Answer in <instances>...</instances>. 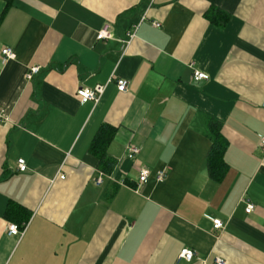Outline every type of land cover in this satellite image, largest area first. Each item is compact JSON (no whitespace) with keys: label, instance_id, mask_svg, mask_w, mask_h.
I'll return each instance as SVG.
<instances>
[{"label":"crops","instance_id":"0c3cea01","mask_svg":"<svg viewBox=\"0 0 264 264\" xmlns=\"http://www.w3.org/2000/svg\"><path fill=\"white\" fill-rule=\"evenodd\" d=\"M4 47L16 58L3 62ZM99 84L83 103L78 89ZM104 124L116 127L110 172L90 151ZM263 136L264 0H0V264H264ZM9 203L29 213L21 236Z\"/></svg>","mask_w":264,"mask_h":264},{"label":"built area","instance_id":"2783aa9c","mask_svg":"<svg viewBox=\"0 0 264 264\" xmlns=\"http://www.w3.org/2000/svg\"><path fill=\"white\" fill-rule=\"evenodd\" d=\"M154 25L159 26L160 23L154 22ZM111 28H112L111 23H106L104 27L98 32L97 38L99 40H105V39L112 38ZM135 32L136 30H134L132 33H129V36L130 37L134 36ZM2 55H3L2 57L3 62H7L11 59L16 58L15 51L10 47H4L2 50ZM40 70L41 68L39 66L31 67L26 74V78L31 79L35 74L39 73ZM208 78H209L208 74L204 72H201L198 70L194 72L195 81L205 80ZM113 80L114 78L110 79V82ZM115 80H116L117 88L120 92H126L128 90V86H129L128 79L116 78ZM105 90H106V85H102V84L96 85L94 88L82 87L78 89L77 95L80 97L83 103L90 101V100H94L98 102L101 96L104 94ZM1 114H3V111H1ZM261 145L264 148V136L262 137ZM140 151H141V148L139 146L129 145L127 147L126 155L128 158H135L140 153ZM18 168L20 171H25L27 169V163L24 158L18 159ZM103 176H104V173L101 172L99 177L96 179V183L98 184L101 183L103 181ZM151 176H152V171L150 169L145 168V167L141 168L139 171V176H138L139 177L138 187H141L143 184L147 183ZM61 177L64 178V175H62ZM154 178L156 181H159V182L164 181L167 178L166 170L165 169L157 170L156 173L154 174ZM122 183L124 182L122 181ZM254 209H255V205L253 203H249L247 205L246 211L248 213H251ZM213 228L214 230L224 228V222L219 218L214 219ZM25 230H26V225L23 228H20V226L17 225L16 223H8V226H7V231L11 235L21 236L24 234ZM195 255H196V252L193 249L185 247L181 250L179 254V259H185L187 261H191L195 257ZM215 264H227V263L223 258L217 257L215 259Z\"/></svg>","mask_w":264,"mask_h":264},{"label":"trees","instance_id":"16d2710c","mask_svg":"<svg viewBox=\"0 0 264 264\" xmlns=\"http://www.w3.org/2000/svg\"><path fill=\"white\" fill-rule=\"evenodd\" d=\"M6 1L9 6L13 0ZM219 128L220 127L216 121L210 122V136L213 144L208 156V168L211 177L218 181L224 177L227 169V164L224 158L226 145ZM115 133L116 127L109 124L102 125L90 147V151L94 155L98 156L100 160V167L108 172H110L114 167V161L108 155V147L112 142ZM5 216L9 220L16 222L20 228H23V223L28 220L29 213L25 208H15L12 203H9Z\"/></svg>","mask_w":264,"mask_h":264}]
</instances>
